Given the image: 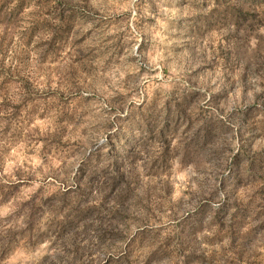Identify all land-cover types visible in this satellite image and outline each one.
<instances>
[{"label":"rangeland","instance_id":"obj_1","mask_svg":"<svg viewBox=\"0 0 264 264\" xmlns=\"http://www.w3.org/2000/svg\"><path fill=\"white\" fill-rule=\"evenodd\" d=\"M0 264H264V0H0Z\"/></svg>","mask_w":264,"mask_h":264}]
</instances>
